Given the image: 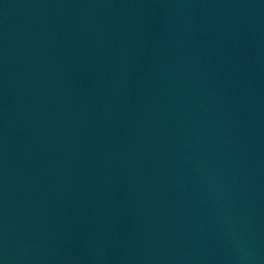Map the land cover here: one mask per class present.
Segmentation results:
<instances>
[{"label": "water", "instance_id": "1", "mask_svg": "<svg viewBox=\"0 0 264 264\" xmlns=\"http://www.w3.org/2000/svg\"><path fill=\"white\" fill-rule=\"evenodd\" d=\"M0 264H264V0H0Z\"/></svg>", "mask_w": 264, "mask_h": 264}]
</instances>
